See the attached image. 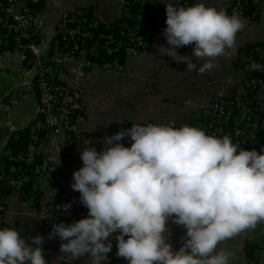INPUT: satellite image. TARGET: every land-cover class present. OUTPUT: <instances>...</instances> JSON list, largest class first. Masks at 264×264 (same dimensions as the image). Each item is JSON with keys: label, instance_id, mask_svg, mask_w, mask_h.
<instances>
[{"label": "clouds", "instance_id": "obj_1", "mask_svg": "<svg viewBox=\"0 0 264 264\" xmlns=\"http://www.w3.org/2000/svg\"><path fill=\"white\" fill-rule=\"evenodd\" d=\"M165 9L167 47L159 45L158 52L186 63V73L203 75L217 58L233 55L248 23L204 3H167ZM186 46L192 55L178 54ZM249 67L264 71L255 62ZM175 125L133 123L105 136L99 152L85 141L71 189L80 193L88 217L54 223L48 237L60 238L63 255L106 264L110 237L118 232L117 256L128 264H230L234 254L220 245L264 223V154L241 148L229 135ZM126 137L131 147L120 143ZM170 219L186 229L178 251L168 242ZM44 243L40 235L26 239L16 227L0 228V264H48Z\"/></svg>", "mask_w": 264, "mask_h": 264}, {"label": "built area", "instance_id": "obj_2", "mask_svg": "<svg viewBox=\"0 0 264 264\" xmlns=\"http://www.w3.org/2000/svg\"><path fill=\"white\" fill-rule=\"evenodd\" d=\"M40 1L0 0V72L17 56V70L34 82L38 95V113L28 123L26 148L7 156L9 163L23 167L20 174L0 170V185L9 189L7 194L0 189V228L7 227L8 196L21 197L31 175L62 178L59 211L37 210L45 224L51 226L57 221L71 224L88 217L86 207L76 211L71 206L69 186L71 153L85 139L81 125L87 109L84 79L97 71L123 74L126 61L138 58L150 47L151 26L144 24L143 15L133 23L126 21L130 17V0H124L123 17L115 23H106L82 10L65 14L58 23L52 46L46 48L35 28L34 7ZM137 1L147 3V0ZM176 3L194 5L191 0H176ZM247 3L257 5L251 13H246ZM230 7L233 9L229 10ZM263 7L264 0H235L224 10L229 15L235 11L247 18V28L258 21ZM257 52L242 56L243 74L230 79L235 93L215 95L201 117L188 123L189 126L202 128L210 135H229L233 143L248 151L259 146L264 126V77L259 75L262 71L249 67L253 62L264 65V48ZM17 95L0 96V119L20 108V94ZM103 138L97 135L94 139L98 152L105 147ZM61 205L70 207L66 210ZM259 256V250H254L245 264H259ZM45 259L48 264H72V259L63 254L57 263Z\"/></svg>", "mask_w": 264, "mask_h": 264}, {"label": "crops", "instance_id": "obj_3", "mask_svg": "<svg viewBox=\"0 0 264 264\" xmlns=\"http://www.w3.org/2000/svg\"><path fill=\"white\" fill-rule=\"evenodd\" d=\"M124 0H41L34 9L36 12L35 28L43 46H52L54 33L60 19L68 13L82 10L102 19L106 23H115L122 19ZM235 0H192L193 4L204 3L225 9ZM153 9L150 47L138 58L126 61L123 74L109 72H92L84 79L87 109L81 125L85 129L83 143L72 153V170L69 178L71 206L79 211L80 193L71 189L73 173L83 167L80 154L86 140L92 141L97 135L112 136L121 130L130 129L137 124H169L176 122V127L188 124L201 117V112L210 104L217 94L232 96L235 85L232 78L243 74L242 56L249 48H264V7L258 21L238 34L236 51L231 56L216 59L210 72L203 75L186 73L187 64L177 63L170 57L158 52V46L167 47L162 32L167 27L165 21V4L176 0H147ZM192 46L177 49L180 55H192ZM18 57L14 56L6 70L0 72V96L17 97L20 94V108L13 110L0 119V170L16 173L17 166L8 162L9 153L24 149V139L28 123L38 113V95L34 82L17 70ZM194 63H197L193 59ZM264 77V71L261 72ZM264 96V88H263ZM125 147H131L130 138L120 141ZM264 126L261 142L255 149L264 154ZM29 183V184H28ZM62 178L54 176H30L27 180V199L9 195L6 213L7 227H16L27 239L40 235L45 238L43 251L46 258L59 262L62 257L59 237L49 239L52 225L48 226L38 216L37 210L46 209L55 212L59 208L58 190ZM25 195V194H24ZM58 207V208H57ZM63 223L61 221L55 224ZM170 236L168 242L178 251L183 245L181 237L186 236V229L170 219L168 222ZM113 233L110 241L112 251L108 253L106 264H128L124 258L117 256V241ZM234 255L230 264H245L246 260L258 249L259 264H264V223H259L254 230H248L220 245ZM252 250V251H251ZM251 251V253H250ZM72 264H91L88 257L72 260Z\"/></svg>", "mask_w": 264, "mask_h": 264}, {"label": "trees", "instance_id": "obj_4", "mask_svg": "<svg viewBox=\"0 0 264 264\" xmlns=\"http://www.w3.org/2000/svg\"><path fill=\"white\" fill-rule=\"evenodd\" d=\"M256 6L257 5L247 3L246 6H245L246 13H251L256 8ZM232 9H233V7H230L229 8V10H232ZM129 12H130V17H128V19L126 21L133 23L137 19V17L139 15H143V22H144V24L147 25V26H151L152 25V21H153V9H152V7L148 3L141 4L137 0H130V3H129ZM262 47H264V45H262ZM247 52L248 53H252L253 52L254 54L255 53L256 54L258 53L257 52V48H254V47L253 48H249V50ZM259 75H261V73ZM28 139H29V132H28V128H27V133H26L25 139L23 140L24 143H25L24 149L26 148V146L28 144ZM14 153H18V152H14ZM17 168H18L17 169V172L16 173H11V174L18 176V174H20V171H21V169L23 167L17 166ZM32 176L33 175H31V177ZM27 187H28V185H27V181H26L25 187H24V191H23L25 195L23 194L21 196V198H23V199H27L28 198V196L26 195ZM0 189L4 193H6V194L9 192V189L8 188H3L1 185H0ZM59 209H60V207L58 208L57 211H59ZM57 211H55V212H57ZM251 251H250V253H251Z\"/></svg>", "mask_w": 264, "mask_h": 264}]
</instances>
